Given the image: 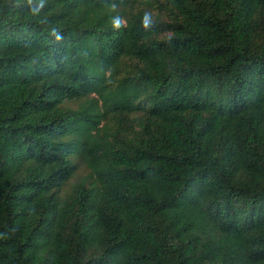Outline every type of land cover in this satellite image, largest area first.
I'll return each instance as SVG.
<instances>
[{"label":"trees","instance_id":"1","mask_svg":"<svg viewBox=\"0 0 264 264\" xmlns=\"http://www.w3.org/2000/svg\"><path fill=\"white\" fill-rule=\"evenodd\" d=\"M0 264H264V0H0Z\"/></svg>","mask_w":264,"mask_h":264},{"label":"rangeland","instance_id":"2","mask_svg":"<svg viewBox=\"0 0 264 264\" xmlns=\"http://www.w3.org/2000/svg\"><path fill=\"white\" fill-rule=\"evenodd\" d=\"M139 0H132L133 4L136 5L138 3ZM80 175H82V168L80 170H77V174L71 179L70 184H72V182L76 181Z\"/></svg>","mask_w":264,"mask_h":264},{"label":"clouds","instance_id":"3","mask_svg":"<svg viewBox=\"0 0 264 264\" xmlns=\"http://www.w3.org/2000/svg\"><path fill=\"white\" fill-rule=\"evenodd\" d=\"M116 26H119L118 22H117ZM145 26H147V17L145 18Z\"/></svg>","mask_w":264,"mask_h":264}]
</instances>
